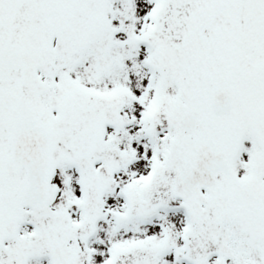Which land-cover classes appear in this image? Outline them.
I'll list each match as a JSON object with an SVG mask.
<instances>
[{
	"label": "snow or ice",
	"instance_id": "6c2138e0",
	"mask_svg": "<svg viewBox=\"0 0 264 264\" xmlns=\"http://www.w3.org/2000/svg\"><path fill=\"white\" fill-rule=\"evenodd\" d=\"M0 264H264V0H0Z\"/></svg>",
	"mask_w": 264,
	"mask_h": 264
}]
</instances>
